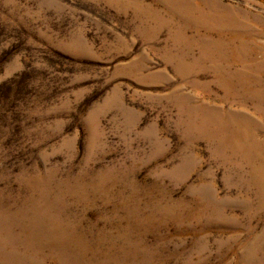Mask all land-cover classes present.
Returning <instances> with one entry per match:
<instances>
[{
  "label": "rangeland",
  "instance_id": "rangeland-1",
  "mask_svg": "<svg viewBox=\"0 0 264 264\" xmlns=\"http://www.w3.org/2000/svg\"><path fill=\"white\" fill-rule=\"evenodd\" d=\"M0 264H264V0H0Z\"/></svg>",
  "mask_w": 264,
  "mask_h": 264
}]
</instances>
